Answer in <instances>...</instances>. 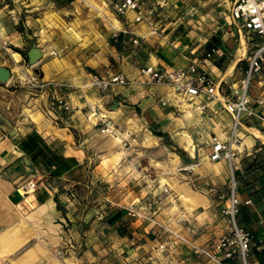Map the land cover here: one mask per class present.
I'll list each match as a JSON object with an SVG mask.
<instances>
[{"label":"crops","instance_id":"crops-1","mask_svg":"<svg viewBox=\"0 0 264 264\" xmlns=\"http://www.w3.org/2000/svg\"><path fill=\"white\" fill-rule=\"evenodd\" d=\"M23 1V15L17 12L16 4L8 9V3L0 2V37L19 48L34 38L43 55L33 69L40 72V81L47 86L33 91L27 86L17 89L13 81L0 85V264H61L54 249L67 246L68 242L77 253L70 252L73 256L67 259L75 264H212L181 244L169 242L167 249L160 251L158 246L170 238L149 222L128 217L116 206L142 203L150 177L145 167L141 165L142 170L138 169L140 158L134 159L129 154L125 140L120 139V143L117 140L120 137L101 134L95 122L87 119L86 107L102 108L117 102V109L105 110V115L125 130L124 134L141 131L144 111L162 115L158 110L170 109L169 113L164 112L170 116L173 110L180 109L182 105L176 108L173 102L161 105L160 99L169 98L170 89L159 86L148 90L138 84L103 89L95 82L119 73L135 80L142 66L166 71L186 68L214 46L219 48L218 53L200 66L219 80L234 63L232 73L224 76L232 83L230 76L233 74L234 78L236 70L246 67L245 52L241 55L244 47L238 48L243 45V37L240 39L229 26L234 0H167L165 8L155 7L151 16L138 23L134 22L136 13L132 11L126 18L116 20L110 6L113 0ZM140 1L144 10L156 0ZM41 2L47 5L38 6ZM13 13L18 16H10ZM106 19L117 29L133 33H121L117 40L112 39ZM18 22L24 32L15 29ZM153 30L158 34H152ZM143 36L146 37L140 38ZM135 38H139L137 45L132 44ZM51 51L57 54L50 57ZM260 80L264 81V74L255 78L254 94L264 89ZM54 97L65 100L71 111L51 107ZM209 107L200 114L201 120L208 112L211 132L225 131L230 124L229 115L218 102H211ZM130 121L136 125L134 130ZM251 129L254 128L242 131L241 136L250 135ZM31 131L39 133L54 152L69 158L71 167L58 176H50L43 165L32 162L17 143V139ZM243 146L238 163L243 154H251L249 149L255 144L243 142ZM171 158L170 154L163 159L153 155L147 161L146 169L154 173L155 184L167 185L172 192L147 212H153L160 221L185 234L189 232L187 226L192 225L190 237L198 245H208L225 227L220 207L213 204L205 189L219 185L204 176L195 188L191 177L179 173L180 166L170 174L155 166V163L167 165ZM219 163L228 169L225 162ZM219 163L210 166L217 175L226 172ZM27 181L36 184L27 198L33 208L16 192L17 186ZM242 182L241 198L252 196ZM256 195L252 198L262 213L264 204L258 199L260 194ZM181 212L188 215V224L176 221ZM255 215L243 206L239 222L260 232L254 224ZM245 216L254 219L249 222Z\"/></svg>","mask_w":264,"mask_h":264},{"label":"built area","instance_id":"built-area-1","mask_svg":"<svg viewBox=\"0 0 264 264\" xmlns=\"http://www.w3.org/2000/svg\"><path fill=\"white\" fill-rule=\"evenodd\" d=\"M143 4L140 0H113L110 6L116 20L126 18L127 13L132 11L136 13L134 22L138 23L143 21L145 16H151L155 7L165 8L167 0H156L153 6L144 8V10L142 9ZM105 22L109 26L111 37L114 40H117L121 33H133L128 29H117L110 19H106ZM229 26L240 39L243 37L249 44V50L244 57L246 67L236 70L234 78L233 74L230 76L232 83H228L224 79L225 72L222 78L217 80L200 66H205L211 56L218 53L219 48L214 46L198 62L192 63L186 68L166 71L152 66H142L138 68L135 80H129L119 73L107 79L97 80L95 85L106 89L112 85L127 88L138 84L148 90L153 87L167 86L170 89V96L160 99L163 107L172 102L175 106L186 104L187 107H194L201 114L210 109L211 102H218L222 105L230 117V124L225 131L209 134L207 157L210 162H225L227 164L230 175L229 184L226 191L216 185H209L205 188L211 196L213 204L220 207L219 215L225 223L224 231L218 237L208 245H198L189 234L193 230L192 225L187 226L189 232L185 234L160 221L153 212L148 213L147 209H155L157 205L172 195L171 189L167 185L160 183L156 185L151 178L147 180V192L142 203L116 204V206L124 210L128 217L141 218L170 238L169 241L166 240L158 246L160 251L166 250V244L171 242L173 245L185 246L212 264H264V261L258 259L259 255H264V212H258L259 204L251 195L241 198L239 194L241 180L257 179L259 175L264 176V162L260 165H250L247 170L237 162L239 155L244 151L240 136L242 131H245L246 128H254L264 136V89L261 93H253L255 78L264 74V0H234L230 9ZM151 33L158 34V31L153 30ZM138 39H133L132 44L137 45ZM7 46L8 42L0 37V48H7ZM49 54L56 55L57 52L51 51ZM18 69L19 71L10 69L9 82L13 81V84L18 86H27L33 91L42 90L47 86L40 81V72L33 69L32 66L26 67L24 70L19 66ZM13 73H16V77L13 76ZM260 83L261 87H264V81L260 80ZM51 107L65 112L72 109L60 97L53 98ZM105 110L106 106L100 108L88 105L86 117L95 122L94 125L101 134L116 136V127L112 119L105 115ZM241 146L243 150H241ZM35 189L36 184L32 181L22 183L16 188V192L30 208H33L32 202L27 198ZM258 199L264 204V194H260ZM243 206L248 207L256 214L254 224L260 229V232H255L240 224L239 215ZM189 220L185 212L176 216V221L182 224H188ZM69 245L72 246V244ZM68 251L69 248L65 250L56 248L55 255L59 259L65 260ZM75 251L74 248L73 252ZM251 256H253L252 259Z\"/></svg>","mask_w":264,"mask_h":264},{"label":"rangeland","instance_id":"rangeland-1","mask_svg":"<svg viewBox=\"0 0 264 264\" xmlns=\"http://www.w3.org/2000/svg\"><path fill=\"white\" fill-rule=\"evenodd\" d=\"M13 0H0L1 3L5 2L8 3L9 6L7 7L8 9H11L13 5H17L19 7V10L17 9V12L19 11L20 14H24V8L22 4L24 1L23 0H15V3H12ZM23 1V2H22ZM30 1V0H29ZM35 1V0H33ZM41 1V0H40ZM39 1V2H40ZM22 2V3H21ZM43 5H47L45 4V2H41L38 4V6H43ZM68 9V8H67ZM68 11V10H67ZM16 12V13H17ZM26 14V13H25ZM14 15L18 16L17 14H11L10 16ZM15 29L17 31H23L24 32V28L22 26V24L20 22L17 23V25L15 26ZM34 41L36 43V41L34 40V38L28 42V44L24 45L23 47L19 48L18 46L16 47L14 43H8L7 48H0V65L7 67L9 69H18L19 66H21V68L24 70V68L28 67L30 68V65L28 64L27 61V56L25 54L26 51H28L29 47H30V43ZM37 45V44H36ZM238 45V43H237ZM243 49L244 55L246 54V52H248L249 50V44L247 41H244L243 45L238 46V48H240V50ZM243 55V56H244ZM49 56H53L50 55ZM41 60V59H40ZM39 60V61H40ZM38 61V62H39ZM32 68H34V66H32ZM13 76L16 77V73H13ZM0 85H4L3 83H0ZM18 86V85H17ZM26 86L22 85V86H18L17 89H25ZM1 99V96H0ZM181 105V104H180ZM112 104L108 103L106 105V112L108 111H115V110H110L111 109ZM184 109H189V110H195L194 107H187L186 104H182V106L180 107L179 110H173L170 114V116L166 115L164 112H170L171 110H158V114L159 113H163L162 115H156V113H152V115H149L148 113H146L144 111L143 114V119L141 120L144 123V126L140 129L141 131H135V132H131L129 133V135L124 134L125 130L120 129V126L115 124V127L118 129V133L116 136H113L114 138L116 137H120L121 139L125 140L124 144H126L125 148H127L128 152L130 155L134 156V159L140 158V168H138L139 170H142L141 165L143 167H145V171L147 170V173L149 174V177L151 179H156V177L154 176V173H152L151 171H148V169H146L148 163L147 161L149 160V158H151L153 155H155L156 157H159V159H163L164 157H166L167 154L174 153L179 161H180V168H187L186 170H180L179 173L185 175V177L189 176L192 179V185L195 188H198L199 185L197 184L198 181L202 180L204 176L211 178L217 185H219L220 188L224 190H226L227 187V183H228V169L226 167L225 164L223 163H219L218 166H223L224 170L226 171L224 174H220L217 175L215 173V171L210 169V166L212 167L214 164L210 163V161H208V150H209V146H208V142H209V134L211 133V125L212 122L211 120L208 119V117H210V114L208 112H206V116L204 120L201 121H197L195 119H189L186 120L185 118V111ZM183 111V112H182ZM141 110L139 109L138 114L140 115ZM221 124H223L224 122L221 120L219 121ZM252 134L248 135L246 133L247 136H249L247 143L251 144L252 142L255 144L254 148L249 149V152L251 153L249 156L246 155H242L240 157V161L239 164L241 165V167L243 169H245L246 167L248 168L250 165H260L262 164V162H264V140H262V138H264V136H262L256 129H252ZM121 133V134H119ZM150 134L151 137L156 138L157 144L158 145H147L145 144V135ZM256 133L259 136H255ZM182 134H186L189 135L190 139L192 140L196 151H195V156H193L192 160L193 163L190 165H186L182 160H180V156L179 154H183V155H187L188 151L185 150L184 148V144L183 142H181V137ZM118 140V139H117ZM127 140V141H126ZM253 140V141H252ZM246 144V143H245ZM246 146V145H245ZM166 149V151H165ZM256 149H260V151L258 153L254 152ZM243 150V149H241ZM168 152V153H166ZM135 165V164H134ZM153 169V167H152ZM202 178V179H200ZM241 185L243 187H247L249 188L248 190L249 193L252 194V196L255 198L257 195V193L259 194H264V176L259 175L257 177V179L255 178H251V179H246L243 180V182L241 183ZM82 193V192H81ZM211 197V196H210ZM109 218V217H108ZM245 218L247 219V221L252 222L253 221V217H247L245 216ZM111 220V219H109ZM69 244L71 243H67V246H63V247H55L56 248H61L63 250H65L66 248H69L68 251V255L66 256V258H68L69 256L71 257V255L73 256V254H70V252L73 253L74 251V246H70ZM55 249H54V255H55ZM76 250V248H75ZM76 252V251H75ZM77 253V252H76ZM58 258V256H56ZM253 258V256H251V259ZM59 259V258H58ZM60 263L61 264H68L65 260H61L60 259ZM72 261V260H69ZM74 262V261H73ZM5 263V262H4ZM3 264V262H2Z\"/></svg>","mask_w":264,"mask_h":264},{"label":"trees","instance_id":"trees-1","mask_svg":"<svg viewBox=\"0 0 264 264\" xmlns=\"http://www.w3.org/2000/svg\"><path fill=\"white\" fill-rule=\"evenodd\" d=\"M17 143L32 162L41 164L48 169L50 176H58L71 167L70 159L54 152L46 140L36 131H31L24 137L17 139ZM258 259L264 261V255H259Z\"/></svg>","mask_w":264,"mask_h":264},{"label":"bare ground","instance_id":"bare-ground-1","mask_svg":"<svg viewBox=\"0 0 264 264\" xmlns=\"http://www.w3.org/2000/svg\"><path fill=\"white\" fill-rule=\"evenodd\" d=\"M241 43H244V39L242 38L241 39ZM243 54V50L241 51V55ZM233 68H234V63H232L228 68H227V70H226V72H225V75H229V74H231L232 73V71H233ZM17 70V69H16ZM14 72V71H13ZM108 111V110H107ZM109 112H111V111H109ZM183 112V111H182ZM200 112H197L196 110H189V109H185V118H186V120H189V119H195V120H197V121H200L201 120V116H200ZM107 116V115H106ZM130 124L129 125H131L130 127H131V129L132 130H134L135 128H136V125L135 124H133V122L132 121H130L129 122ZM129 127V128H130ZM247 129H250V128H246V130ZM252 130V129H251ZM250 130V133L249 134H252V131ZM244 133V132H243ZM260 133V132H259ZM253 134H255V136H259L258 134H256V133H253ZM242 135V132H241V134H240V136ZM145 144H147V145H158L157 144V142H156V138H154V137H151L148 133H147V135H145ZM248 138H249V136H247V135H243V136H241V139H243V140H241V142H242V145H243V142L244 143H246L247 142V140H248ZM121 138H118V140H120ZM181 139V142H183V146H184V148H185V150H187L188 151V154H189V157L191 158V159H193L192 157L193 156H195V151H196V148H195V146L193 145V143H192V140L190 139V137H189V135H186V134H182V137L180 138ZM262 140H264V138H262ZM119 142V141H118ZM120 143H122V141L120 140ZM116 145H117V143H116ZM126 145V144H125ZM241 149H242V146H241ZM170 155H171V159L169 160V163L166 165H163V163L162 164H160V163H155V166H158V168L159 167H161L164 171H167V173L168 174H170V173H175V169H176V166H180L179 165V163H180V161H179V159H178V157L174 154V153H169ZM168 154V155H169ZM180 158V157H179ZM181 160V159H180ZM183 169H185V168H182V169H180V170H183ZM161 170V169H160ZM163 182H165L166 180L165 179H163L162 180ZM3 246V245H2ZM64 262H67L68 264H75V263H73V262H71V261H69V259H66V261H64Z\"/></svg>","mask_w":264,"mask_h":264},{"label":"water","instance_id":"water-1","mask_svg":"<svg viewBox=\"0 0 264 264\" xmlns=\"http://www.w3.org/2000/svg\"><path fill=\"white\" fill-rule=\"evenodd\" d=\"M25 54L27 56V61L30 66H34L35 64H37L43 55L41 49L37 47L34 41L30 43V47L28 51L25 52ZM10 76H11L10 69L0 65V83H3V84L8 83L10 80ZM117 107H118V103L115 102L114 104H112L110 110H115ZM179 156H180V159L186 165H190L193 163V160L189 156L183 155V154H179Z\"/></svg>","mask_w":264,"mask_h":264}]
</instances>
